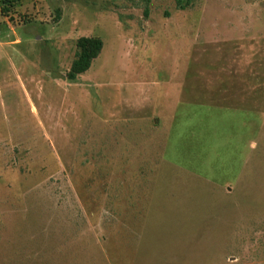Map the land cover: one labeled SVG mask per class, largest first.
Returning <instances> with one entry per match:
<instances>
[{
	"label": "rangeland",
	"instance_id": "374dc122",
	"mask_svg": "<svg viewBox=\"0 0 264 264\" xmlns=\"http://www.w3.org/2000/svg\"><path fill=\"white\" fill-rule=\"evenodd\" d=\"M179 1L12 0L9 27L0 13V264H238L239 253L264 264V234L253 235L257 250L238 251L224 245L235 220L211 233L210 211L228 216L223 201L236 193H212L207 179L234 180L249 155L236 192L261 201L264 134L250 128L261 119L176 123L177 135H195L173 142L161 114L185 83L222 104L236 80L238 107L264 111V0ZM82 37L104 48L69 83ZM186 198L198 203L188 221ZM188 222L195 234L174 260L172 230Z\"/></svg>",
	"mask_w": 264,
	"mask_h": 264
},
{
	"label": "crops",
	"instance_id": "0c3cea01",
	"mask_svg": "<svg viewBox=\"0 0 264 264\" xmlns=\"http://www.w3.org/2000/svg\"><path fill=\"white\" fill-rule=\"evenodd\" d=\"M0 13L2 16V21H4L5 25L9 27V20L7 17L3 18L2 14V4L0 5ZM6 18V19H5ZM8 21V23H7ZM6 26V27H7ZM13 30V29H12ZM7 31H3L0 28V37H6L7 36ZM15 34V33H14ZM16 42H20V40H16ZM227 75H230L227 73ZM228 77V76H227ZM234 87H230L228 84L226 85V90H223L226 92L232 91V94H227L225 95V102L221 104V101H215V97H207L208 99L202 98V95H198V97L195 96L194 92H199V90H203L205 88L198 87L199 85L196 84H188L185 83L182 88L179 90L177 93L178 99L174 102V104H166L163 105L164 109L162 110L161 114L162 116L165 117V120L167 123H172V136H171V141L176 142L177 138H193L195 134L187 133L189 136H182V134L177 135L176 129H175V124L178 123L183 130L184 128H188L192 126L194 123L198 124L199 126H204L208 125L210 126V123L212 121H230V122H236L238 124V120H240L242 117L241 115L244 113L249 116L250 115H255L257 118L259 117L261 119V122L254 125L252 124L250 120V128H252V131H259L260 134H264V111L262 113L258 111L252 112V110H244V108L238 107V80L234 81ZM220 85V84H219ZM204 87V86H203ZM221 93V92H219ZM223 95V94H222ZM222 95H217V96H222ZM213 96V94H212ZM160 114V115H161ZM257 129V130H256ZM199 135V134H198ZM235 139H238V136H236ZM170 141V139H169ZM168 141V142H169ZM255 147V143L250 142V146ZM235 146H236V152L235 155L238 157V143L235 141ZM165 162V161H164ZM245 162V163H244ZM242 163V167L238 170V166L235 168L234 172L230 175L232 176L231 179L234 180H223L220 178H207L209 181H211V186L212 189L210 192L214 193L217 192V190L221 189L226 195L233 196L232 193H236L233 198L228 197L223 201V209L227 208V201L229 200L230 202H233L230 204L233 206L231 208L232 211H230L229 215H223L221 216V206L220 204L214 207L213 211H210L212 217H216L218 219L217 226L215 228H212L210 231L212 234L218 235L219 233L225 234L226 230L230 227V224L233 220V225L230 228L231 234H235V238L228 241L225 240L224 245H236L238 248V251H249L252 250V247L254 249H258V243L256 240H254L253 235H261L264 234V206L262 207V203H264V186H263V198H261V201L259 198L256 199L257 204L254 202V199L252 200L251 196L249 193L243 194V196H238L237 192L238 191V185H240L243 177L246 174V170L248 168V164L250 162V156L246 158V161L244 160ZM176 164V163H175ZM183 165H175L173 170H171V173L175 174H180V175H191L192 172L194 174L197 173L198 169L193 168L191 165H185L183 167H180ZM248 179H251V177H255L253 173L248 175ZM163 181V180H162ZM162 181L155 182L156 188L153 190L152 193V199L151 201L153 202L154 199H156V196L158 194V191H160L161 194V189L159 190V186L164 185L160 184ZM231 182H234L235 185H232ZM189 184H193V182H189ZM253 185V183L250 184H245V190H250L249 188ZM256 186V185H255ZM153 189V188H152ZM214 189V190H213ZM217 189V190H216ZM260 189V188H259ZM261 192V191H260ZM188 193V192H186ZM156 194V196H155ZM188 195V194H187ZM184 202L187 204V213L186 215L183 214L182 219L189 220L191 217V214L195 211V207L197 206L198 203H194L193 199L186 198L184 199ZM209 201H206L207 203ZM227 203V204H226ZM240 203L248 204V207H241ZM252 205V206H251ZM220 206V207H219ZM152 207V206H151ZM149 207V210L151 209ZM206 208V205H205ZM193 210V211H192ZM151 211H149L150 213ZM261 213V214H260ZM218 214V215H217ZM151 215L148 214L147 217L145 218L146 220H150ZM176 220H178L176 218ZM145 223L144 228H146ZM222 225V226H221ZM228 227V228H227ZM260 227H263L261 229ZM195 234L194 229L190 227L189 222L188 226L182 227V228H174L172 230V241L174 242V249H173V254L172 257L173 259L176 256V251H179L178 248V243H181L179 241L183 240L185 243L190 240V236ZM208 234V233H207ZM210 234V233H209ZM143 232L142 235L138 241V249L143 243ZM176 243V244H175ZM244 256H246L244 253L238 254V264H253V262H245L244 261ZM232 258V256L230 257ZM235 258V256H233ZM237 259V257L235 258ZM175 260V259H174ZM236 263V262H235Z\"/></svg>",
	"mask_w": 264,
	"mask_h": 264
},
{
	"label": "trees",
	"instance_id": "16d2710c",
	"mask_svg": "<svg viewBox=\"0 0 264 264\" xmlns=\"http://www.w3.org/2000/svg\"><path fill=\"white\" fill-rule=\"evenodd\" d=\"M12 0H1L2 14L7 17V5ZM178 4L181 2L178 0ZM12 5V4H11ZM10 5V6H11ZM104 48L103 41L98 37H82L77 41V51L69 71L65 78L69 83H75L79 77L85 74L92 66L93 62L99 57Z\"/></svg>",
	"mask_w": 264,
	"mask_h": 264
}]
</instances>
